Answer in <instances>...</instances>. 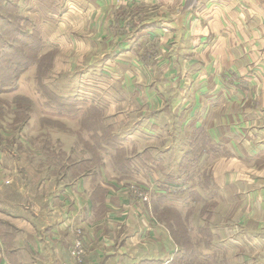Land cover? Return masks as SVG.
Returning a JSON list of instances; mask_svg holds the SVG:
<instances>
[{
  "label": "crops",
  "instance_id": "0c3cea01",
  "mask_svg": "<svg viewBox=\"0 0 264 264\" xmlns=\"http://www.w3.org/2000/svg\"><path fill=\"white\" fill-rule=\"evenodd\" d=\"M54 1L52 6L61 8V14L53 18L63 33L77 32L70 21L77 14L84 24L77 27L84 35L70 38L74 43L79 40L80 54L92 46L96 54L100 42L107 41L110 44L105 49L117 46L113 48L118 55L113 66L121 67L126 60L122 56L130 57L125 67L129 74L120 85L109 86V97L104 101L112 108L115 120L129 121L128 129L135 126L155 134L159 129L156 123L164 119L163 127L175 125L168 130L169 137L175 131L179 136H189L197 128L206 131L210 143L222 154L205 155L200 164L206 165L219 190L230 193L237 184H243L242 198L250 201L251 214L262 223L263 1ZM160 71L161 79L156 80L155 74ZM114 89H120L123 97L113 99ZM133 91L142 92V100L128 95ZM119 104L124 107H116ZM135 104L143 105V110L139 111V106L134 110ZM154 106L160 107V113L153 112ZM84 118L81 114L80 120ZM82 128L84 136L91 133ZM48 130L71 134V127ZM78 132L74 129L73 134ZM39 142L41 149L40 145L0 146V264L171 262L177 248L168 228L155 217L149 219L138 213L130 204L122 178L104 171L103 166L87 170L90 162L84 155L56 175L45 154L48 151ZM188 146L189 139L175 140L171 150L176 164ZM17 147L31 148L38 158L31 159L30 155L17 159L20 153H13ZM84 150L78 144V155ZM77 152L67 153L75 157ZM248 184L254 187L247 190ZM75 227L83 233L85 252L80 262L69 251ZM253 240L264 245L263 238L254 236Z\"/></svg>",
  "mask_w": 264,
  "mask_h": 264
},
{
  "label": "rangeland",
  "instance_id": "374dc122",
  "mask_svg": "<svg viewBox=\"0 0 264 264\" xmlns=\"http://www.w3.org/2000/svg\"><path fill=\"white\" fill-rule=\"evenodd\" d=\"M54 3V0L22 3L0 0V146L40 145L41 149V141L56 175L84 155L90 162L87 170L103 166L104 171L122 178L130 204L138 213L149 219L155 217L168 228L177 248L169 264H264V245L253 240L254 236L264 239V220L259 223L251 214L250 201L242 198L243 184H237L234 192L219 190L212 183L206 165L200 164L205 155L213 157L222 152L214 147L209 153L196 152L192 147L196 129L190 131V137L187 133L179 136L177 131L169 137L167 132L175 125L163 127L161 118L163 122L156 123L159 129L155 134L135 126L128 129L129 121H116L112 108L104 101L109 97V86L120 85L129 74L125 67L130 57L122 56L125 64L113 66L118 56L113 48L117 46L105 49L110 44L107 41L100 42L96 54L95 46L80 54L79 40L75 44L70 38L84 35L77 28L83 22L77 14L70 19L77 32L63 33L56 23L61 8L52 6ZM55 15L57 19L53 18ZM157 75L156 80L161 79V71ZM114 90L113 99L123 97L120 89ZM133 93L128 95L142 100V92ZM135 105L134 110L138 106L139 111L143 110V105ZM153 110L161 111L156 106ZM80 113L85 117L82 121ZM69 127L71 134L48 130ZM82 127L91 133L84 136ZM74 129H78L77 135L73 134ZM187 139L188 150L176 164L171 149L175 140ZM78 144L86 149L81 155L76 151ZM67 152L77 153L71 157ZM187 152L192 153L184 158ZM13 153H20L17 159L30 155L31 159L38 158L31 148L17 147ZM133 184L146 192L148 200L138 199L130 188ZM253 187L248 184L246 188ZM77 228L82 232L80 227L73 232ZM74 240L75 235L69 247L72 257Z\"/></svg>",
  "mask_w": 264,
  "mask_h": 264
},
{
  "label": "built area",
  "instance_id": "2783aa9c",
  "mask_svg": "<svg viewBox=\"0 0 264 264\" xmlns=\"http://www.w3.org/2000/svg\"><path fill=\"white\" fill-rule=\"evenodd\" d=\"M262 1L264 4V0H262ZM130 188L134 194L135 193L137 194L136 196L138 197V199L140 201L143 202V200H148L146 192L144 191V193H142L141 192L142 189L139 185L133 184V185H131ZM80 232L81 231L79 228L75 229V231H74L75 240H74L73 245L71 247L73 256L75 258H78L79 260L82 259L83 254H84L83 236H82V232L81 233Z\"/></svg>",
  "mask_w": 264,
  "mask_h": 264
},
{
  "label": "trees",
  "instance_id": "16d2710c",
  "mask_svg": "<svg viewBox=\"0 0 264 264\" xmlns=\"http://www.w3.org/2000/svg\"><path fill=\"white\" fill-rule=\"evenodd\" d=\"M192 138H193L192 147L196 149V152L199 150L202 151L203 154L206 152L207 149L209 150L212 147H214L217 151L218 147L215 146L213 143H210V139L206 134V131H204L203 129L197 128L196 130H194V136ZM190 153L187 152L184 158L187 157Z\"/></svg>",
  "mask_w": 264,
  "mask_h": 264
}]
</instances>
